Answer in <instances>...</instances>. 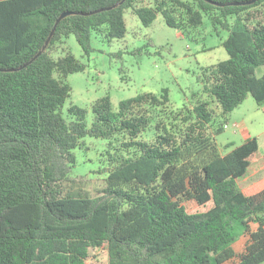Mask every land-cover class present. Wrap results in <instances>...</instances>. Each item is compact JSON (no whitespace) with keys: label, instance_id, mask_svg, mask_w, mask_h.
I'll list each match as a JSON object with an SVG mask.
<instances>
[{"label":"trees","instance_id":"1","mask_svg":"<svg viewBox=\"0 0 264 264\" xmlns=\"http://www.w3.org/2000/svg\"><path fill=\"white\" fill-rule=\"evenodd\" d=\"M241 1L0 0V264L264 263V153L256 137L227 153L215 138L249 95L264 113V0L231 4ZM128 8L145 26L162 14L182 34L206 17L229 31V58L203 70L209 99L179 111L184 126L163 118L175 113L166 89L123 99L117 110L105 97L90 127L87 110L72 104V119L64 114L67 76L85 70L65 39L73 34L89 56L94 31L126 36ZM65 11L79 14L29 63ZM28 15L46 24L30 32ZM88 135L107 140L96 178L70 173Z\"/></svg>","mask_w":264,"mask_h":264},{"label":"rangeland","instance_id":"2","mask_svg":"<svg viewBox=\"0 0 264 264\" xmlns=\"http://www.w3.org/2000/svg\"><path fill=\"white\" fill-rule=\"evenodd\" d=\"M125 18L127 33L124 38L109 39L105 28L93 32L94 50L89 56L73 34L65 39V46L85 64V70L67 76L72 91L63 108L65 116L72 119L68 107L77 105L87 110L86 123L90 127L95 102L110 97L117 110L123 99L143 92L161 95L166 89L169 109L175 113L163 118L170 126H184L179 111L183 109L180 113L185 115L197 100L208 98L200 80L203 70L229 58L223 44L229 31L214 27L208 17L199 30L188 34L167 25L162 14L150 26L143 25L131 8L126 9ZM27 19L32 24L30 32L39 31L46 24V17L41 15H28ZM230 21L234 24L236 18L232 17ZM257 72L263 75L264 66L258 67ZM212 107L219 110L217 102H212ZM226 123L228 127L215 135L218 148L224 153L264 133V113L252 95L230 113ZM83 141L84 147L75 151L76 166L70 173L99 177L98 169L106 155L107 140L88 135ZM188 208L195 211L202 207L189 202ZM249 241V235L243 237L237 243L236 251L243 252ZM235 261L237 258L230 262Z\"/></svg>","mask_w":264,"mask_h":264},{"label":"water","instance_id":"3","mask_svg":"<svg viewBox=\"0 0 264 264\" xmlns=\"http://www.w3.org/2000/svg\"><path fill=\"white\" fill-rule=\"evenodd\" d=\"M256 1H258V0H248V1H241V2H233V3H231V4H232V5H246V4H247V5H250V4L255 3ZM122 2H123V1H122ZM122 2H120V3H118V4H115L114 6H109V7H106V8H101V9L94 10V11L89 12V13H85V15L99 13V12L104 11V10H110V9H112L113 7H116L117 5L121 4ZM73 14H79V12L65 11V12H62V13L60 14V16L57 18V20H56V22H55V24H54V26H53V28H52L50 34H49V36H48V38H47L45 44L43 45V47L41 48V50H39V52H38V53H37V54H36V55L30 60L29 63H31V62H33L35 59H37V58L43 53V51L46 49V47L48 46V44H49L51 38L53 37V35H54L55 31H56V28H57L58 24H59V23L65 18V17H67V16H69V15H73ZM26 65H27V64H26ZM0 70H2V69H0Z\"/></svg>","mask_w":264,"mask_h":264},{"label":"crops","instance_id":"4","mask_svg":"<svg viewBox=\"0 0 264 264\" xmlns=\"http://www.w3.org/2000/svg\"><path fill=\"white\" fill-rule=\"evenodd\" d=\"M256 138L258 139V142H259V146H260V150H261V147L264 146V133L261 137H258L256 136ZM229 145V144H228ZM262 151V150H261ZM264 153V150L262 151Z\"/></svg>","mask_w":264,"mask_h":264},{"label":"built area","instance_id":"5","mask_svg":"<svg viewBox=\"0 0 264 264\" xmlns=\"http://www.w3.org/2000/svg\"><path fill=\"white\" fill-rule=\"evenodd\" d=\"M235 125H237V126H238V124H235ZM224 127H225V128H227V127H228V125L226 124V125H224Z\"/></svg>","mask_w":264,"mask_h":264}]
</instances>
